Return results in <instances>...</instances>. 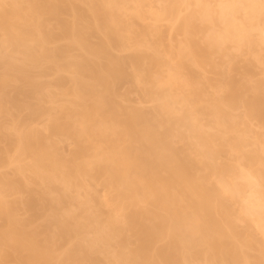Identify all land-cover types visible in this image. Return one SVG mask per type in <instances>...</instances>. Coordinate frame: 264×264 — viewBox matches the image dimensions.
Returning <instances> with one entry per match:
<instances>
[{"label": "rangeland", "instance_id": "374dc122", "mask_svg": "<svg viewBox=\"0 0 264 264\" xmlns=\"http://www.w3.org/2000/svg\"><path fill=\"white\" fill-rule=\"evenodd\" d=\"M22 234L30 264H264V0H0V264Z\"/></svg>", "mask_w": 264, "mask_h": 264}, {"label": "bare ground", "instance_id": "6f19581e", "mask_svg": "<svg viewBox=\"0 0 264 264\" xmlns=\"http://www.w3.org/2000/svg\"><path fill=\"white\" fill-rule=\"evenodd\" d=\"M5 28V31H6V34H7V32H8V37L7 38H9V40L10 41H12L14 38L15 39H20L21 38V36H22V34L20 33V32H14L13 30H11L10 28H6V27H4ZM17 41V40H16ZM16 41H15V43H16ZM9 42V41H8ZM258 112V113H257ZM256 115H258V116H261V115H259V114H261L258 110L256 111ZM101 133V132H100ZM120 158H122V161L120 160ZM123 157L121 156V157H117V158H115V164H117V168H119L120 169V171L122 172V174L124 175V176H126L129 172V169H128V167L126 166L127 164H126V162H124V164H126L125 166H124V164H123ZM158 159V158H157ZM155 160V159H154ZM153 160V161H154ZM153 161L151 162V160H150V162L151 163H153ZM155 162V161H154ZM149 163V162H148ZM121 165L123 166L122 168H121ZM178 166V165H177ZM149 167V166H148ZM150 168V167H149ZM178 168V167H177ZM181 168V167H180ZM117 170V169H116ZM119 171V170H118ZM118 171H116V172H118ZM151 172V171H150ZM153 173V172H152ZM151 174V173H150ZM150 177L151 178H155V176L154 175H150ZM157 178V177H156ZM158 179V178H157ZM184 180H185V176L184 175H182L180 172H179V170L178 169H176L174 172H173V181H174V183L176 182V183H178V184H180V186H182V188H183V182H184ZM153 181H155V180H153ZM159 181V180H158ZM148 182V181H147ZM141 186V188H142V190L143 191H148L150 188V186L148 185V184H142V185H140ZM161 190L163 191V193H164V195H165V197H166V199H167V201H168V204H167V206H172L175 202H177L178 200H177V196L173 193V191H172V188H171V184L170 183H163V185H162V187H161ZM203 206H207V204H206V202H203L202 204H200V205H197L196 206V208H200V207H203ZM208 211V210H207ZM205 212H206V210H205ZM184 215V214H183ZM209 217H210V215H209ZM176 223H178V224H184V223H188L190 226H191V231L189 232V234H193L195 231H197L198 230V223L196 222V220H195V218H191V217H188V216H182L181 217V219L179 220H176L175 221ZM209 225H211V229L213 230L214 228H215V225L211 222ZM206 227V226H205ZM216 228H218V227H216ZM202 229H203V227H202ZM205 229H207V227L205 228ZM205 229H203V230H205ZM215 230H217V229H215ZM144 233L146 234V235H149L148 237H150L151 236V230L150 229H144ZM216 233H218L217 231H216ZM13 234V233H12ZM14 234H19L18 232L17 233H14ZM207 235V234H206ZM215 235V234H214ZM13 237V239L14 238H16V237H18V238H20L21 236H23V238H20V239H15V241L17 242V245H15V247H18L17 249L18 250H20V249H26V250H29L30 252H29V254H31L30 256L28 255V259L26 258V261L27 262H29V264L30 263H38V262H40L41 261V256H40V252H38V250H35V249H37V248H35V247H33V244H31L32 242H31V240L29 239V238H24V234H22L20 237H19V235L18 236H16V237H14V235H12ZM26 237V236H25ZM206 237H208V236H206ZM10 238H11V236H10ZM11 238V239H12ZM12 239V240H13ZM18 240V241H17ZM28 240H30V241H28ZM144 242V241H143ZM145 243V242H144ZM143 243V244H144ZM15 244V243H14ZM174 247H176V243L174 242V243H172V248H174ZM16 249V250H17ZM175 249V248H174ZM43 257L45 256V255H42ZM44 259V258H43ZM42 262V261H41ZM48 262V261H47Z\"/></svg>", "mask_w": 264, "mask_h": 264}]
</instances>
